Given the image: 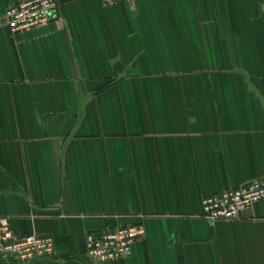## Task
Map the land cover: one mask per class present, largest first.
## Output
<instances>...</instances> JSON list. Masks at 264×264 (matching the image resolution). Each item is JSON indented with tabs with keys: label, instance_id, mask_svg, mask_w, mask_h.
I'll return each mask as SVG.
<instances>
[{
	"label": "crops",
	"instance_id": "0c3cea01",
	"mask_svg": "<svg viewBox=\"0 0 264 264\" xmlns=\"http://www.w3.org/2000/svg\"><path fill=\"white\" fill-rule=\"evenodd\" d=\"M16 1L0 217L53 239L32 264H88V232L134 224L145 238L102 264H264V199L233 221L200 209L264 182V0H57L60 20L12 34Z\"/></svg>",
	"mask_w": 264,
	"mask_h": 264
},
{
	"label": "built area",
	"instance_id": "2783aa9c",
	"mask_svg": "<svg viewBox=\"0 0 264 264\" xmlns=\"http://www.w3.org/2000/svg\"><path fill=\"white\" fill-rule=\"evenodd\" d=\"M119 0H102L111 5ZM60 5L57 0H18L5 12L6 26L12 34L23 33L60 20ZM264 199V182L251 180L240 186L200 198L201 216L211 222L233 221L241 212ZM145 238V229L140 224L115 225L85 235L83 258L88 264L115 262L129 257L133 245ZM54 241L50 237L16 236L7 217H0V261L32 264L51 255Z\"/></svg>",
	"mask_w": 264,
	"mask_h": 264
}]
</instances>
